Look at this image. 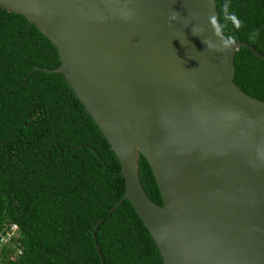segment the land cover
<instances>
[{"label":"water","instance_id":"1","mask_svg":"<svg viewBox=\"0 0 264 264\" xmlns=\"http://www.w3.org/2000/svg\"><path fill=\"white\" fill-rule=\"evenodd\" d=\"M56 47L63 75L119 161L163 264H264V100L234 82L244 40L215 0H0ZM142 155L161 203L139 177ZM98 219L92 229L93 237ZM98 256L102 254L93 238Z\"/></svg>","mask_w":264,"mask_h":264},{"label":"trees","instance_id":"2","mask_svg":"<svg viewBox=\"0 0 264 264\" xmlns=\"http://www.w3.org/2000/svg\"><path fill=\"white\" fill-rule=\"evenodd\" d=\"M215 3L224 36L264 53V0ZM59 63L56 47L34 24L0 6V229L15 225L18 232L2 247L0 264H163L128 200L107 213L124 182L95 122L62 74L33 70ZM233 64L234 82L264 100V60L240 47ZM138 171L160 204L142 155ZM102 217L94 236L101 260L92 229Z\"/></svg>","mask_w":264,"mask_h":264},{"label":"built area","instance_id":"3","mask_svg":"<svg viewBox=\"0 0 264 264\" xmlns=\"http://www.w3.org/2000/svg\"><path fill=\"white\" fill-rule=\"evenodd\" d=\"M17 228L15 225H12L9 230H6L4 233L0 229V255H1V249L3 246H10L11 244V238H15L17 236ZM15 254L20 253V249L15 250ZM8 257L12 258V254L8 252ZM14 254V253H13ZM1 261V260H0Z\"/></svg>","mask_w":264,"mask_h":264}]
</instances>
